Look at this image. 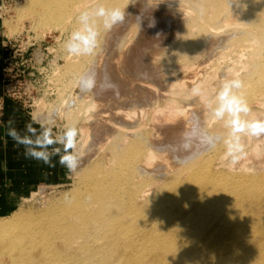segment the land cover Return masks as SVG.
<instances>
[{
	"label": "rangeland",
	"instance_id": "1",
	"mask_svg": "<svg viewBox=\"0 0 264 264\" xmlns=\"http://www.w3.org/2000/svg\"><path fill=\"white\" fill-rule=\"evenodd\" d=\"M24 4L0 0L3 92L29 112L47 140L60 145L61 156L76 157V167L70 171L61 164L59 183L40 184L14 211L0 216V225L22 229L52 207L69 205L87 185L93 187L88 177L97 169V182L106 184L103 172L114 166L116 152L136 142L152 162V170L139 174L135 184L137 206L149 208L152 193L157 203L170 181H189L182 191H191L200 176L192 169L202 167L201 180L222 190L212 196L246 206L245 213L227 218L234 226L220 238L241 252L240 258L264 262V0H88L91 16L102 8L118 9L124 19L106 29L104 17L96 16L97 46L85 58L66 48L82 28L74 22L81 11L57 24L23 13ZM76 58L93 63L85 77H95L91 90H82L80 72L67 73ZM233 80L241 87L230 95L242 100V110L217 116L220 94ZM110 83L115 88H108ZM197 85L199 95L192 93ZM73 130L74 147L66 149ZM255 184L262 193L242 203V192ZM208 215L198 226L159 219L148 225L181 246V264H217L218 252L198 242L202 232L217 233L222 226ZM132 237L142 241L139 233Z\"/></svg>",
	"mask_w": 264,
	"mask_h": 264
},
{
	"label": "bare ground",
	"instance_id": "2",
	"mask_svg": "<svg viewBox=\"0 0 264 264\" xmlns=\"http://www.w3.org/2000/svg\"><path fill=\"white\" fill-rule=\"evenodd\" d=\"M24 1L23 13H32L57 24L66 22L75 16L77 11L89 12L88 0ZM75 20L76 26L83 27L79 18L75 17ZM97 21V17L90 14L88 23L94 24L95 27ZM79 61L72 64L71 60L67 73L80 72L81 78L86 80L87 72L88 75L91 74L87 70L88 66L93 63L87 59L90 64ZM94 67L90 71L94 70ZM61 78L65 79L62 76ZM116 154L114 166L103 172V176L107 177L106 184L97 182L101 180L97 178V169L88 177V183L92 180L93 187L88 189L87 185L85 194H79L69 205L64 203L52 207L45 218H39L40 221L35 223H26L22 229L8 231L12 224L0 225V264H181L180 256L185 253L181 246L174 244L168 237L162 238L164 231H160V228L153 232L155 229H150L149 222L159 219L172 225L198 226L207 218V213L211 214L208 216L212 217L213 221L221 222L222 226L218 228L217 233L202 232L201 236L198 235V242L218 252L217 264L264 263L257 259L240 258L241 252L232 250L229 241L220 238L221 233L234 226L227 218L245 213L246 206L231 205L223 197L212 196L213 193L220 195L222 190L216 186L210 188L207 180H201L204 174L200 173L202 167L192 169L194 175L200 176L194 181L191 191H182L189 181L167 182L169 189L156 196L158 202L156 203L152 193L150 207L142 209L132 198L139 191L135 189V184L139 183V174L152 170L147 151L145 152L139 143L129 142ZM141 158L145 162L139 164ZM260 188L261 186L255 184L251 190L243 191L241 202L247 203L260 195L262 192L256 191ZM213 199L219 201L213 203L210 201ZM237 232L234 231L229 237L237 235ZM138 233L142 237L139 243L132 239V236ZM253 245L256 244L248 243V246ZM3 257L7 258V261L2 262ZM189 264H197V261Z\"/></svg>",
	"mask_w": 264,
	"mask_h": 264
},
{
	"label": "crops",
	"instance_id": "3",
	"mask_svg": "<svg viewBox=\"0 0 264 264\" xmlns=\"http://www.w3.org/2000/svg\"><path fill=\"white\" fill-rule=\"evenodd\" d=\"M4 33L0 20V95L3 93ZM43 135L29 112L12 99H5L0 123V216L14 211L40 184L60 181L59 144ZM51 141V140H50ZM48 157V162L36 154Z\"/></svg>",
	"mask_w": 264,
	"mask_h": 264
},
{
	"label": "clouds",
	"instance_id": "4",
	"mask_svg": "<svg viewBox=\"0 0 264 264\" xmlns=\"http://www.w3.org/2000/svg\"><path fill=\"white\" fill-rule=\"evenodd\" d=\"M93 15L96 16H102L104 17V27L106 29H111L115 24L122 22L124 19V15L121 11L118 9L115 10H106V9H99L97 10ZM90 13L85 11L81 14L79 17L80 21L83 22V27L80 31H77L72 34L71 39L69 42L66 44L67 51L70 54H91L95 47L97 46V36L98 32L96 28L94 27V24H89ZM96 84L95 77H91L87 80L82 81V90H91L94 85ZM241 83L237 80H233L230 82L225 83L224 85V91L220 94V100L223 102L221 104V107L216 110V115L217 116H223L225 111H228L235 115L236 112L241 111L242 109L239 107V105L242 102V100L238 99L234 95H230V90L233 88H240ZM108 88H115V85L110 83ZM105 88V89H108ZM192 93L195 95L201 94V89L199 85L194 86L192 88ZM246 111V109H243ZM235 121H233L234 123ZM242 130V127L241 129ZM70 139L69 142L66 144V149L67 148H72L74 147L73 141L71 137L75 136V131H71L69 133ZM51 143V141H48ZM39 158H43L45 162H48V157L44 156V154L39 153L36 154ZM229 155H232V146L229 145ZM235 157L233 158V162H235ZM62 165H65L68 167L70 171L74 170L76 167V157L71 154L67 153L63 156L60 157L59 161Z\"/></svg>",
	"mask_w": 264,
	"mask_h": 264
},
{
	"label": "built area",
	"instance_id": "5",
	"mask_svg": "<svg viewBox=\"0 0 264 264\" xmlns=\"http://www.w3.org/2000/svg\"><path fill=\"white\" fill-rule=\"evenodd\" d=\"M4 50H6V48H4ZM4 63H5V58H3V64ZM3 71H4V68H3ZM3 75H4V73H3ZM3 81H4V78H3ZM5 99H12L15 101V99L10 94H8L5 90L0 95V123L3 119Z\"/></svg>",
	"mask_w": 264,
	"mask_h": 264
}]
</instances>
